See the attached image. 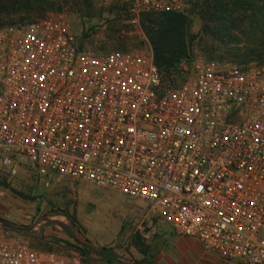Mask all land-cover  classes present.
I'll return each instance as SVG.
<instances>
[{"label": "built area", "instance_id": "built-area-1", "mask_svg": "<svg viewBox=\"0 0 264 264\" xmlns=\"http://www.w3.org/2000/svg\"><path fill=\"white\" fill-rule=\"evenodd\" d=\"M186 13L188 0H101ZM0 167L114 189L184 238L264 264V64H195L170 86L152 52L81 48L65 16L0 29ZM0 236V264H79Z\"/></svg>", "mask_w": 264, "mask_h": 264}, {"label": "rangeland", "instance_id": "rangeland-1", "mask_svg": "<svg viewBox=\"0 0 264 264\" xmlns=\"http://www.w3.org/2000/svg\"><path fill=\"white\" fill-rule=\"evenodd\" d=\"M49 1H57V4L48 14L65 16L71 32L84 50L94 53L114 50L153 53L152 45L143 31L142 20L140 24H132L125 8L120 4H105L101 0ZM253 3L255 6L260 5L256 0ZM188 4L186 14L192 18L191 34L196 39L192 45V58L183 65L181 79L190 76L195 64L200 61H216L223 67L264 64V46L257 40L250 19L254 15L250 11L244 12L249 15L248 21L225 32L233 35V41L223 43L217 38H222L225 34L219 35L214 23H210L207 30V18L203 19L200 10H197L198 0H188ZM198 12L199 16L195 15ZM44 17L0 25V29L19 28ZM250 49L257 50L253 58L247 57ZM43 181L45 180L27 169L21 170L16 177H11L0 167V191L3 193L0 236L12 242L26 243L37 250L55 251L71 258L74 253H78L80 264H83L81 251L68 243L97 247L91 239L100 234L94 231L100 227L103 235L108 237L106 247L126 256L125 247L135 236L138 226L148 230V224L151 228L159 223L147 203L131 199L114 189L58 174L49 178V187H45ZM67 216H73L77 223L73 224ZM7 224L30 230L17 231L6 227ZM99 257L96 260H106Z\"/></svg>", "mask_w": 264, "mask_h": 264}, {"label": "trees", "instance_id": "trees-1", "mask_svg": "<svg viewBox=\"0 0 264 264\" xmlns=\"http://www.w3.org/2000/svg\"><path fill=\"white\" fill-rule=\"evenodd\" d=\"M63 1L67 2V0ZM199 1L197 10H200V16L203 19L207 18V30L210 23H214L219 35L229 32L230 29H236L238 25L248 21L249 15H245L244 12L250 11V14L254 15L250 19L256 31L257 40L261 41V45L264 46V0H256L257 3L260 2L258 6L254 5L253 1L255 0ZM56 4L57 1L51 2L49 0H0V25L44 17L55 8ZM77 6L81 8L80 4ZM199 12L195 15L199 16ZM141 20L143 31L153 48L155 64L164 74L165 82L170 86L180 85L189 77L180 78L183 77V65L192 58V45L196 39V36L191 34L193 27L191 16L186 13H144ZM232 39L231 33L225 34L222 38H217L223 43L232 42ZM256 52L257 50L250 49L247 57H255ZM67 217L73 224L77 223L73 216ZM68 244L76 247L84 256L92 253L84 244ZM113 250L104 247L99 255L104 259L106 258L108 264H115L116 261L124 264L119 259L120 255L114 253Z\"/></svg>", "mask_w": 264, "mask_h": 264}, {"label": "crops", "instance_id": "crops-1", "mask_svg": "<svg viewBox=\"0 0 264 264\" xmlns=\"http://www.w3.org/2000/svg\"><path fill=\"white\" fill-rule=\"evenodd\" d=\"M2 195L3 193L0 191V207L3 204ZM10 215L12 218L14 217L13 214ZM149 227L150 224H148V230H145L141 225L138 226L135 236L125 247L127 249L126 256L120 255L119 259L125 262L124 264H242L227 260L206 249L196 239L180 237L172 225L165 221L159 220L157 225ZM99 228L94 231L100 234L96 235L93 240L90 239L97 246L96 248L102 249L107 246L108 237L103 235ZM120 249L124 250V248H116V250ZM91 254L92 256L80 255L83 264H108L107 260H96L100 258L98 255L100 253ZM75 255L79 254L74 253V257ZM115 264L120 263L117 261Z\"/></svg>", "mask_w": 264, "mask_h": 264}, {"label": "water", "instance_id": "water-1", "mask_svg": "<svg viewBox=\"0 0 264 264\" xmlns=\"http://www.w3.org/2000/svg\"><path fill=\"white\" fill-rule=\"evenodd\" d=\"M6 227H8L10 229L17 230V231H22V232L30 230V228L18 227V226L14 225V224H7ZM84 245H86L90 251H93V252H96V253H100L101 252V249H98V248H96L94 246L87 245V244H84Z\"/></svg>", "mask_w": 264, "mask_h": 264}]
</instances>
